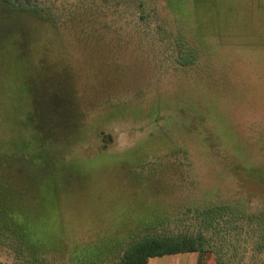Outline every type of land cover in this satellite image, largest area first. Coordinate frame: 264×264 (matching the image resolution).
<instances>
[{"label": "rangeland", "instance_id": "rangeland-1", "mask_svg": "<svg viewBox=\"0 0 264 264\" xmlns=\"http://www.w3.org/2000/svg\"><path fill=\"white\" fill-rule=\"evenodd\" d=\"M147 1L142 16L131 0H31L50 21L0 9V159L22 169L0 171L1 198L32 208L0 215V228L15 222L48 264H110L145 227L191 225L190 207L264 209V0H170L193 42L190 68L176 14ZM248 244L231 264H264ZM23 258L0 238V264Z\"/></svg>", "mask_w": 264, "mask_h": 264}, {"label": "trees", "instance_id": "trees-1", "mask_svg": "<svg viewBox=\"0 0 264 264\" xmlns=\"http://www.w3.org/2000/svg\"><path fill=\"white\" fill-rule=\"evenodd\" d=\"M127 1L130 2V0ZM131 1L135 4L138 15L142 16L147 8L148 1ZM1 2L4 4L0 5V9L3 12L5 9L6 11L8 10L7 13L9 12L10 16V13L21 12L42 21L53 19L51 16L40 11L31 0H1ZM176 2L167 0V8L176 14L178 26L181 28L177 30L175 38L178 46L179 64L190 68L193 64L191 65L187 60L192 57L191 52L194 48L191 43L193 42L189 38L187 39L182 31L183 27L180 25V22L183 18H181L180 11L177 9ZM154 11L156 12L155 9ZM21 26H25V24ZM25 27L34 40H39L40 30L35 29L33 26ZM45 41L49 42L52 46L53 52L56 51L57 60L60 59L61 62L67 63L64 57L65 53H62L60 50L57 40L45 38ZM107 140L108 143H104L103 148L110 146L112 142L110 134ZM6 160V158L1 157L0 166L2 169L0 171L5 170L7 164L12 165V167H8L10 170L21 172L22 169L16 166L15 162L7 163ZM23 175L26 177L25 171ZM6 177V173L0 174V215H6L9 212H30L32 208L21 209L18 204L14 205L7 198H1L3 195L6 196L7 188L10 187L6 185L8 180ZM13 192L11 191V193ZM239 204L241 205L237 207L233 206L237 209H233L231 205L226 203H215L212 209H207L204 206L190 207L188 211H192L195 214V217H191L194 220L191 225H188L189 223H186V225L182 223L180 224V229L172 231L170 227H167V224L164 225L163 223L156 228L145 227L146 229H143L144 233L137 234L128 239V241L124 240L123 244L119 246L122 248L107 258L111 260L110 264H147L148 258L154 256L196 252L199 255V261H201V255L209 253L215 258L216 264H231L230 260L234 256L238 257V261L244 259V254L250 248L248 243L253 239L256 243H259V251H255L261 255L264 253V209L248 211L242 203ZM186 215L185 213V215L180 217V222L183 221ZM8 225V228H10L8 230L0 228V238L5 237L6 240H9L10 246L15 249V252L19 256L24 257L23 260L26 264H38L39 261L42 264H48L46 263L48 261L46 255L49 253L46 250H37L35 241L29 234L17 233L18 230L15 222L13 225ZM202 263L205 264L204 262Z\"/></svg>", "mask_w": 264, "mask_h": 264}]
</instances>
